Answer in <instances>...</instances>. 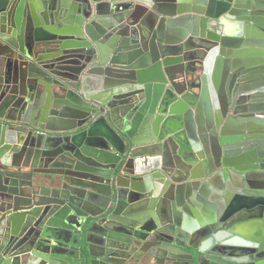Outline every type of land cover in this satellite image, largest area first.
<instances>
[{"label":"water","instance_id":"1","mask_svg":"<svg viewBox=\"0 0 264 264\" xmlns=\"http://www.w3.org/2000/svg\"><path fill=\"white\" fill-rule=\"evenodd\" d=\"M0 264H264V0H0Z\"/></svg>","mask_w":264,"mask_h":264},{"label":"flooded vegetation","instance_id":"2","mask_svg":"<svg viewBox=\"0 0 264 264\" xmlns=\"http://www.w3.org/2000/svg\"><path fill=\"white\" fill-rule=\"evenodd\" d=\"M151 249H148V251H150Z\"/></svg>","mask_w":264,"mask_h":264}]
</instances>
